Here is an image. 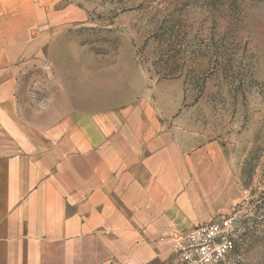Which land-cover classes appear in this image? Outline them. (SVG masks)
<instances>
[{"label": "rangeland", "instance_id": "obj_1", "mask_svg": "<svg viewBox=\"0 0 264 264\" xmlns=\"http://www.w3.org/2000/svg\"><path fill=\"white\" fill-rule=\"evenodd\" d=\"M54 13L37 61L25 50L10 66L23 111L45 118L47 72L95 73L103 107L135 106L192 178L198 165L208 192L192 201L234 233L229 264H264V0H54ZM183 234L119 264H164Z\"/></svg>", "mask_w": 264, "mask_h": 264}, {"label": "crops", "instance_id": "obj_2", "mask_svg": "<svg viewBox=\"0 0 264 264\" xmlns=\"http://www.w3.org/2000/svg\"><path fill=\"white\" fill-rule=\"evenodd\" d=\"M54 15V0H0V264L159 254L204 222L192 200L208 184L135 106L103 107L95 73L47 72L45 118L35 103L23 111L21 74L10 66L25 50L37 61Z\"/></svg>", "mask_w": 264, "mask_h": 264}, {"label": "built area", "instance_id": "obj_3", "mask_svg": "<svg viewBox=\"0 0 264 264\" xmlns=\"http://www.w3.org/2000/svg\"><path fill=\"white\" fill-rule=\"evenodd\" d=\"M235 246V235L227 225L200 223L181 238L166 264H229Z\"/></svg>", "mask_w": 264, "mask_h": 264}]
</instances>
